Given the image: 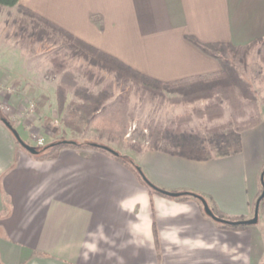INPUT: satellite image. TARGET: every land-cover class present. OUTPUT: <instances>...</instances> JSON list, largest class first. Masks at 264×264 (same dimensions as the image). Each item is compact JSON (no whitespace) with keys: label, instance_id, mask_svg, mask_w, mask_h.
I'll use <instances>...</instances> for the list:
<instances>
[{"label":"crops","instance_id":"obj_1","mask_svg":"<svg viewBox=\"0 0 264 264\" xmlns=\"http://www.w3.org/2000/svg\"><path fill=\"white\" fill-rule=\"evenodd\" d=\"M18 3L160 81L220 70L186 36L234 47L264 38V0ZM260 111L236 155L191 161L148 151L135 162L163 190L202 194L223 214L249 220L262 190L264 101ZM31 116L14 127L19 136L35 128L46 145L63 139ZM17 147L0 122V264H264V201L256 224L223 229L199 201L150 195L102 152L64 148L55 159L37 160Z\"/></svg>","mask_w":264,"mask_h":264},{"label":"trees","instance_id":"obj_2","mask_svg":"<svg viewBox=\"0 0 264 264\" xmlns=\"http://www.w3.org/2000/svg\"><path fill=\"white\" fill-rule=\"evenodd\" d=\"M18 1L0 0V8L14 9L12 27L18 31V37L27 42L29 46L33 43H45L59 47V49L67 52L68 57L84 62L88 67L104 71L124 86H131L137 91L149 95L164 97L171 94L177 99L189 102L208 99L209 103L202 110L195 111L197 116L203 115L208 119H213L221 114L223 103L227 102L232 107L233 112L226 125L210 129L205 133H194L178 128L159 129L150 127L149 138L151 142L148 149L151 151L191 161H209L215 158L233 156L241 151V133L254 127L260 121V112L255 106L253 112L257 115L254 119L249 120L245 126H241L235 119L244 110L246 103L256 105L255 94L249 83L240 74L239 66H244L246 56L251 50H256L264 63V38L247 46L234 47L224 43H201L192 36H186L188 43L204 55L217 60L220 70L217 73L204 76L188 77L175 81H160L136 71L119 59L85 43L58 25L19 5ZM51 61L55 75L59 76L58 84L55 87V100L64 129L72 135L83 137L84 134L89 133L100 140L118 142L117 145H120L128 127L125 100L108 102L112 97L110 86L93 91L76 82L74 75L66 70L61 60L54 57ZM85 77L90 82L101 84L100 80L95 81L94 75L90 71L85 74ZM3 121H7L13 127L7 118L0 115L2 124ZM88 139L86 137L82 141L61 139L59 142L66 140L74 143L56 145L52 143L42 147H34L37 150L35 155L24 150L16 139L15 143L20 149L37 160L55 159L60 150L64 148H71L80 152H102L129 169L137 180L148 189L150 195L166 197L144 182L138 171L139 167L127 156L116 151L117 155H112L98 146H105L110 149L112 147ZM136 152L140 153L141 151ZM141 172L153 186L162 189L153 184L142 170ZM187 193L202 197L216 218L231 222L242 221V218L230 217L220 212L206 196L194 192ZM191 195L167 198L180 201L196 199ZM263 201L264 198L259 206L262 205ZM220 227L229 230L246 228L245 226L224 224H220ZM153 231L157 242L155 226H153Z\"/></svg>","mask_w":264,"mask_h":264},{"label":"rangeland","instance_id":"obj_3","mask_svg":"<svg viewBox=\"0 0 264 264\" xmlns=\"http://www.w3.org/2000/svg\"><path fill=\"white\" fill-rule=\"evenodd\" d=\"M14 13V9L0 8V106L3 107L0 108V115L7 118L13 127L23 126L32 117L31 115H38L42 119L43 132H48L46 129L48 127L63 139L82 141L86 137L89 141L107 144L113 151L127 156L136 164L134 157L151 151L148 149L151 142L150 127L178 128L194 133H205L210 129L226 125L231 118L233 111L227 102L222 104L221 114L213 119L203 115L197 116L195 111L202 110L209 103L208 99L189 102L177 99L171 94L164 97L149 95L131 86H124L104 71L88 67L84 62L68 57L67 52L59 47L45 43H33L29 46L18 37V31L12 27ZM54 57L61 60L66 70L74 75L79 84L93 91L110 86L112 97L108 102L125 100L128 127L120 145H117L118 142L100 140L89 133L84 134L83 137L72 135L64 129L55 100V87L59 76L55 75L52 66L51 60ZM88 71L93 73L95 81L100 80V85L86 79L85 74ZM239 71L251 86L256 101V105L246 103L244 110L235 119L241 126H245L257 115L253 112L254 106L261 112L264 101L261 95L264 89V63L256 50L248 53L245 64L239 66ZM13 97L17 98L15 104L11 101ZM30 105L34 106L33 110L29 109ZM39 133L33 128L27 137L21 134L20 138L32 147H42L46 145V141L39 137L41 134ZM34 137L43 139L44 144H36L32 140ZM19 150L30 156L24 150ZM190 200L196 201V199Z\"/></svg>","mask_w":264,"mask_h":264},{"label":"water","instance_id":"obj_4","mask_svg":"<svg viewBox=\"0 0 264 264\" xmlns=\"http://www.w3.org/2000/svg\"><path fill=\"white\" fill-rule=\"evenodd\" d=\"M3 124L12 132V134L15 137V139L18 141V143L21 145V147L24 150H26L31 155L37 154V150L34 147H32L29 144H27L26 142H24L20 138V136L17 134V132L15 131V129H13V127L7 121H3ZM67 143L68 144H73L74 142L64 140V141H61V142H56L54 144L56 145V144H67ZM98 147H100L103 150H106L107 152H109L112 155H115V156L117 155V153L115 151H113L112 149H110L108 147H105V146H98ZM138 171L140 172V175H141L142 179L144 180V182H146L151 188H153V190H155L156 192H158L159 194H161L163 196L170 197V198H178V197H182V196H185V195H191V194H189L187 192H170V191H166V190H163V189L156 188L155 186H153L145 178L144 174L141 172V168L140 167H139ZM263 177H264V170L262 171L261 177H260V182H261L262 190H261V193H260L259 197L256 199V202H255L254 215L249 220L231 222V221H226V220L218 219V218H216L213 215V213L211 212V210L208 207L207 202L202 197H199V196H196V195H193V194L191 196H193L194 198H196L202 204L203 209H204V213L209 218H211L213 221H215L217 223H220V224L228 225V226H251V225H254V224L257 223L259 205H260L261 200L264 198V180H263Z\"/></svg>","mask_w":264,"mask_h":264},{"label":"built area","instance_id":"obj_5","mask_svg":"<svg viewBox=\"0 0 264 264\" xmlns=\"http://www.w3.org/2000/svg\"><path fill=\"white\" fill-rule=\"evenodd\" d=\"M0 108L3 109L2 106H0ZM29 109H30V110H33V109H34V106H33V105H30V106H29ZM32 140H33L36 144H38V145H42V144H44V143H43V139H41V138H36V137H34Z\"/></svg>","mask_w":264,"mask_h":264},{"label":"clouds","instance_id":"obj_6","mask_svg":"<svg viewBox=\"0 0 264 264\" xmlns=\"http://www.w3.org/2000/svg\"><path fill=\"white\" fill-rule=\"evenodd\" d=\"M91 247V246H90Z\"/></svg>","mask_w":264,"mask_h":264}]
</instances>
